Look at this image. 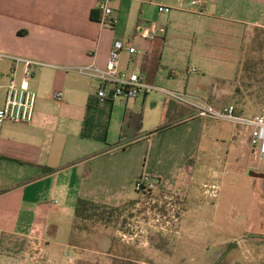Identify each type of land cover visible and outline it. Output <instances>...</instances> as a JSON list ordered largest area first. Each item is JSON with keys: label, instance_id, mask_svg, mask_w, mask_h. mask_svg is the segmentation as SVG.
Returning a JSON list of instances; mask_svg holds the SVG:
<instances>
[{"label": "crops", "instance_id": "1", "mask_svg": "<svg viewBox=\"0 0 264 264\" xmlns=\"http://www.w3.org/2000/svg\"><path fill=\"white\" fill-rule=\"evenodd\" d=\"M160 6L171 13L160 14ZM112 7L115 24L106 26L99 0H0V53L45 65L26 80L25 63L0 62V109L12 74L37 94L33 122L3 125L0 264H28L20 258H34L36 250L72 257L77 201L125 206L141 195L134 186L145 174L158 181L160 192L187 201L194 192L204 206L184 211L182 230L188 242L204 230L207 189L218 183L226 159L218 148L214 168L207 169L213 142L225 135L199 108L225 109L233 80H221L198 98L204 105L189 110L183 103L190 80L182 82L180 72L216 61L237 70L228 54L243 49L248 31L264 26V0H113ZM152 26V38L138 30ZM117 40L137 51L122 54V71L182 100L157 92L101 103L99 84L79 71L93 64L106 69ZM242 109L237 114L244 116ZM239 139L251 149L245 131Z\"/></svg>", "mask_w": 264, "mask_h": 264}, {"label": "rangeland", "instance_id": "2", "mask_svg": "<svg viewBox=\"0 0 264 264\" xmlns=\"http://www.w3.org/2000/svg\"><path fill=\"white\" fill-rule=\"evenodd\" d=\"M243 43L241 51L228 54L229 60L238 62L237 70L229 65L220 68L216 61L205 66L193 64L191 73L186 69L180 72L182 82L190 80L191 94L181 93L187 100L184 106L193 110L189 105H204L199 99L224 79L228 84L233 80L228 86L232 101L226 106L232 105L238 112L244 108L245 117L264 108V26L248 31ZM211 124L225 136L219 138L220 144L213 142L207 169L214 168L218 148L226 162L223 160L219 170L218 183L207 189L210 199L209 204L205 201L204 230H195L189 242L182 230L184 211L204 206L194 192L187 201L157 189L139 195L118 211L100 210V217L82 223L84 229L71 240L75 246L73 264H264V159L256 158L240 143L244 127L222 120H211ZM34 252L33 259L23 257L20 261L66 264L60 251Z\"/></svg>", "mask_w": 264, "mask_h": 264}, {"label": "built area", "instance_id": "3", "mask_svg": "<svg viewBox=\"0 0 264 264\" xmlns=\"http://www.w3.org/2000/svg\"><path fill=\"white\" fill-rule=\"evenodd\" d=\"M113 0H99V10L102 14V24H115ZM171 8L160 6L159 13L168 15ZM140 33L145 38H152L155 28L139 27ZM124 52L131 56L137 54L134 47L126 45L123 41L117 40L110 53V58L106 69H100L93 64L81 68L82 75L90 77L99 84L97 96L101 103L109 100L129 101L133 99L145 98L154 93L160 92L182 100V97L172 94L167 90L150 84L140 74L129 73L121 70V57ZM5 59H12L15 62H23L27 65L26 80L33 76V68H43L45 65L32 60H24L11 57L5 53H0V62ZM194 70V69H193ZM58 99L61 94H58ZM37 94L30 90L26 85H18L14 74L11 75L4 106L0 109V140L3 125L6 121L19 123H31L34 120ZM200 114L217 120L230 122L244 127L249 136L250 147L256 158L264 159V108L259 115L245 117L237 114L234 106H227L223 110H216L212 107H200ZM138 194H148L158 189V181L150 175H143L134 186ZM66 257V264H73L74 260Z\"/></svg>", "mask_w": 264, "mask_h": 264}, {"label": "trees", "instance_id": "4", "mask_svg": "<svg viewBox=\"0 0 264 264\" xmlns=\"http://www.w3.org/2000/svg\"><path fill=\"white\" fill-rule=\"evenodd\" d=\"M100 210L118 211L120 210V207L114 208L102 204H97L88 200L79 199L75 206V225L73 227L72 238L74 237L77 231L84 229L82 223L92 221L95 218L100 217L99 214H97V212H99ZM221 259H223V257Z\"/></svg>", "mask_w": 264, "mask_h": 264}, {"label": "water", "instance_id": "5", "mask_svg": "<svg viewBox=\"0 0 264 264\" xmlns=\"http://www.w3.org/2000/svg\"><path fill=\"white\" fill-rule=\"evenodd\" d=\"M262 177V176H261ZM263 178V177H262Z\"/></svg>", "mask_w": 264, "mask_h": 264}]
</instances>
